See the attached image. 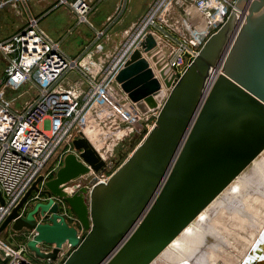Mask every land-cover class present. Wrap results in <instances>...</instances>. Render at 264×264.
I'll return each mask as SVG.
<instances>
[{"label":"water","instance_id":"water-1","mask_svg":"<svg viewBox=\"0 0 264 264\" xmlns=\"http://www.w3.org/2000/svg\"><path fill=\"white\" fill-rule=\"evenodd\" d=\"M235 4L246 20L231 12L180 75H167L161 61L153 66L148 57L157 60L158 41L148 33L116 80L142 111L159 107L153 127L107 180L98 174L110 163L81 132L56 175L38 178L0 233L35 230L27 246L42 259H56L69 242L74 248L62 264L153 263L264 150V0ZM90 175L91 185L76 182ZM34 191L64 199L78 225L59 214L53 199L20 216ZM0 199L5 203L1 189ZM47 211L51 221L38 222ZM39 243L56 246L44 252ZM0 253L6 263L9 255Z\"/></svg>","mask_w":264,"mask_h":264},{"label":"built area","instance_id":"built-area-1","mask_svg":"<svg viewBox=\"0 0 264 264\" xmlns=\"http://www.w3.org/2000/svg\"><path fill=\"white\" fill-rule=\"evenodd\" d=\"M18 1L4 0L0 2V7L7 3L16 5ZM236 2L155 0L130 31V38L113 62L88 55L69 56L41 26L38 15L30 13L25 16L20 7L16 8L19 15L25 16V20L16 34L0 40V49L8 61L2 84L14 91L29 85L37 93L19 107L12 98L7 97L4 89L0 90V189L5 198V203L0 199V227L38 178L43 176V181L52 178L66 154L75 151L73 141L81 134L78 126L88 106L102 96L114 93V86L118 84V70L148 33H152L158 41L153 52L156 51L160 61L170 67L169 76L180 75L206 40L226 22L230 13L239 12ZM58 4H69L81 22H90L88 15L92 6L89 0H58ZM173 10H177L183 20L180 28L169 19ZM191 10L195 11L197 17L189 15ZM164 47H168V55ZM71 72L81 79L71 81ZM128 98L126 95V101ZM133 104L137 105L135 102ZM158 112H155L156 118ZM110 175L98 177L107 180ZM50 199L59 204L60 215L70 224L78 225L79 219L64 199L47 196L40 191H34L25 201L19 209L20 216H26L38 202H48ZM52 215L48 211L38 213L37 220L50 222ZM15 231H26L28 239L25 245H14L1 232L0 248L9 255L3 264H62L74 248L66 242L60 247L56 259L38 258L27 246L37 232L28 228ZM83 232L84 229L79 230L80 234ZM39 246L42 251L51 252L56 245L39 243ZM0 256L5 258L2 253Z\"/></svg>","mask_w":264,"mask_h":264},{"label":"rangeland","instance_id":"rangeland-1","mask_svg":"<svg viewBox=\"0 0 264 264\" xmlns=\"http://www.w3.org/2000/svg\"><path fill=\"white\" fill-rule=\"evenodd\" d=\"M134 3L139 5L140 1ZM189 15L197 17L193 10ZM172 23L180 28L183 20ZM129 38L130 35L121 42L120 48L109 58L110 62L117 58ZM164 50L168 55V47H164ZM153 55L157 56V60H154L153 56L149 58L156 68L160 56L156 51ZM7 63L0 49V80L4 76ZM69 77H72L69 78L71 81L81 79L73 72ZM121 89V85L116 84L113 94L102 96L88 106L86 115L78 126L81 132H85L93 142L95 141L97 148L110 163L103 174H98L100 178L110 175L131 154L154 123L155 112L159 110V107L154 108L147 104L148 110L142 111L130 98L126 101L127 94ZM4 92L19 107L25 105L37 93L29 85L20 91L5 88ZM164 92L161 98L156 97L159 104L163 102L167 89ZM56 172L52 175L55 176ZM93 176L82 177L76 182L91 185ZM208 227L210 234H206ZM3 235L14 245H25L29 236L26 231L18 232L12 227L6 228ZM167 251V255L162 254L159 261L153 264H195L198 261L202 264H264V151Z\"/></svg>","mask_w":264,"mask_h":264},{"label":"crops","instance_id":"crops-1","mask_svg":"<svg viewBox=\"0 0 264 264\" xmlns=\"http://www.w3.org/2000/svg\"><path fill=\"white\" fill-rule=\"evenodd\" d=\"M4 0H0L2 2ZM90 22H81L69 4L58 0H19L0 7V40H6L18 32L25 16H39L41 26L72 57L84 55L109 59L120 48L130 31L148 12L155 0H89ZM136 1H140L137 5ZM138 6V7H137ZM20 7L25 16L17 13ZM138 10H137V8ZM136 8V9H135ZM137 10V11H136ZM170 21L181 22V15L171 11ZM0 80V90L5 89ZM122 90V89H121Z\"/></svg>","mask_w":264,"mask_h":264},{"label":"bare ground","instance_id":"bare-ground-1","mask_svg":"<svg viewBox=\"0 0 264 264\" xmlns=\"http://www.w3.org/2000/svg\"><path fill=\"white\" fill-rule=\"evenodd\" d=\"M237 13H238V15L240 16L241 23L244 22V21L246 20V17H247V12L244 11L243 9H241V8L239 7V12H237ZM162 63H163V62H162ZM162 66L164 67V70L166 71L167 75H170V74H171V72H170V67L164 65V63L162 64ZM158 72H159V71H158ZM158 104H159V101H158ZM86 129H87V128H86ZM86 129H85V130H86ZM87 130H88V129H87ZM90 134H91V133H90ZM88 135H89V134H88ZM92 135H93V134H92ZM92 135H91V136H92ZM93 136H94V135H93ZM94 137H95V136H94ZM94 142H95V141H94ZM263 151H264V150H263ZM263 151H262V152H263ZM262 152H261V153H262ZM261 153H260V154H261ZM260 154H259V155H260ZM259 155H258V156H259ZM258 156L253 160V162L258 158ZM253 162H252V163H253ZM252 163H251V164H252ZM259 163H260V162H259ZM251 164H250V165H251ZM250 165H249V166H250ZM244 171H245V170H244ZM244 171H243V172H244ZM243 172H242V173H243ZM242 173H241V174H242ZM241 174H239V175H238V176H237V177H236V178H235V179H234V180H233V181H232V182H231V183H230V184L224 189V191H225L226 189H228V187H229V186H230V185H231V184H232V183H233V182H234V181H235V180H236ZM245 180H246V179H245ZM233 186H234V185H233ZM239 187H240V186H239ZM241 187H242V186H241ZM244 188H245V187H244ZM230 190H231V189H230ZM224 191H223V192H224ZM241 191H242V190H241ZM223 192H222V193H223ZM239 192H240V191H239ZM222 193H221V194H222ZM221 194H220V195H221ZM225 194H226V193H225ZM220 195H219V196H220ZM219 196H218V197H219ZM222 196H223V195H222ZM218 197H217V198H218ZM228 197H229V196H228ZM217 198H216V199H217ZM216 199H215V200H216ZM215 200H214V201H215ZM223 200H225V199H223ZM214 201L211 203L212 205H213ZM216 203H217V202H216ZM224 203H225V202H224ZM211 204H210V205H211ZM210 205H209V206H210ZM209 206H208V207H209ZM208 207H207V208H208ZM207 208H205V209H204V210H203V211H202V212H201V213L195 218V220H193V221H192V222L186 227V229H187V228H188V227H189L194 221H196L198 218H201V217L203 216L204 212L207 210ZM209 211H210V210H209ZM249 214H250V213H249ZM202 225H204V224H202ZM186 229H185V230H186ZM185 230H184V231H185ZM184 231H183V232H184ZM201 231H202V230H201ZM209 231H210V230H209V227H208V228H207V233H206V234H210ZM183 232H182V233H183ZM182 233H181V234H182ZM181 234H180V235H181ZM180 235H179V236H180ZM179 236H178V237H179ZM178 237H176V238L173 240V242H174ZM173 242H172V243H173ZM172 243H171V244H172ZM171 244H170V245H171ZM170 245H169V246H170ZM169 246H168V247H167V248H166V249H165V250H164V251H163V252H162V253H161L156 259H155V261H153V263L159 261V259H160V257L162 256V254H164V256H165V255H167V254L169 253V251H167V249L169 248ZM153 263H151V264H153ZM195 264H202V263H199V261H198V262H196Z\"/></svg>","mask_w":264,"mask_h":264}]
</instances>
